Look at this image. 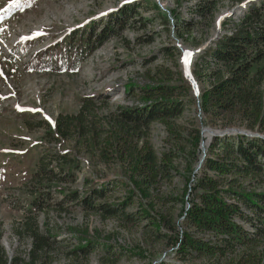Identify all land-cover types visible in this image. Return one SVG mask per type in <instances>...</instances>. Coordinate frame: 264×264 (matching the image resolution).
Returning a JSON list of instances; mask_svg holds the SVG:
<instances>
[{
  "label": "trees",
  "instance_id": "obj_1",
  "mask_svg": "<svg viewBox=\"0 0 264 264\" xmlns=\"http://www.w3.org/2000/svg\"><path fill=\"white\" fill-rule=\"evenodd\" d=\"M221 1L201 0L195 5V14L207 30L215 22ZM233 2L243 4L244 0ZM138 9L137 4H127L110 22L91 23L81 28V34L74 31L68 39L36 57L32 68L46 65L60 71L67 66L79 69L107 40L122 34L136 20ZM176 22L181 38L186 34L191 36L195 18L190 21L176 18ZM231 22L225 21L224 29ZM234 29L231 36L223 35L203 55L202 77L208 79L209 87L200 96L206 120L201 125H219L226 130L242 127L247 133L264 137V1L247 5ZM206 34L199 40L194 37L195 44L201 45L207 40ZM176 51L170 46L162 52L174 57ZM147 76L143 86L131 81L125 87L127 95L139 96L143 107L118 106L115 112L104 115L102 106L108 99L93 96L82 100L77 114H59L55 128L50 127V140L59 145L69 142L72 147L60 151L46 147L40 155L32 178L33 199L26 223L19 231L21 236L27 233L32 241L28 259L20 253L9 259L1 244L0 228V264L53 263L51 254L56 237L48 227L43 232L34 217L35 213H50L53 191L62 197L56 206L72 204L87 215H98L104 220L119 218L133 226L145 223L155 236L169 238L185 262L193 256L214 261L240 251L237 258L230 259V264H264L261 250L264 245V138L242 134L214 137L202 177H193L194 171L187 165L189 177L180 201L164 195L163 186L171 184L179 173L176 163L181 154L188 148L191 160H196L204 138L199 126L186 127L178 122L187 111L186 79L180 75L175 80L167 68ZM156 123L165 127L168 142L177 149L174 146L163 151L155 148L152 130ZM83 154L108 167H117L121 177L100 185H91L85 180L87 187L82 192L72 188L77 172L82 170L79 156ZM120 187H132V190L122 201L108 203L110 193ZM138 195L141 199H135ZM176 202L189 203L182 217L185 226L195 234L185 231L181 238L174 237L179 233L178 222L166 213L165 207ZM133 206L136 209L130 211ZM237 219L249 228L239 225ZM163 229L172 235L164 234ZM78 234L80 245L75 254L88 258L100 244ZM102 249L109 255L117 254L110 246Z\"/></svg>",
  "mask_w": 264,
  "mask_h": 264
},
{
  "label": "rangeland",
  "instance_id": "obj_2",
  "mask_svg": "<svg viewBox=\"0 0 264 264\" xmlns=\"http://www.w3.org/2000/svg\"><path fill=\"white\" fill-rule=\"evenodd\" d=\"M12 1L14 0H0V10ZM200 1L16 0L10 10L2 16L0 228L1 244L9 256L20 253L27 257L32 245L29 235L24 232L21 236L19 231L28 217L29 203L33 199L32 178L38 168L41 153L46 147L59 151L70 150L72 147L69 142L60 145L51 142L49 137L50 127H53L51 121L55 123L59 114H77L85 97L108 99L102 106L105 115L115 112L118 106L126 102L140 101L137 94L127 95L125 87L131 81L143 86L147 83V75L150 72L167 68L173 72L175 80H178L180 75L186 79L189 89L184 94L187 111L178 122L186 127L199 126L204 140L201 142L196 160H191L188 148L184 153L181 151V157L176 163L179 173L174 176L171 184L163 186L164 195H172L179 201L186 186V178L189 177L187 165H191L193 177L203 175L208 149L214 138L212 133L223 134L233 131L226 135L231 136L246 132L242 127H231L226 130L219 125H201L202 121L206 120L200 107V96L201 92L209 87L208 79L202 77L204 75L202 61L205 50L224 32L234 29L247 5L264 0H244L243 4H236L233 0H222L215 22L209 30L206 29V25L201 24L200 18L195 14V5ZM131 3L139 7L136 20L131 21L122 34L107 40L92 57L83 61L79 69H70L67 66L60 71L55 66L46 65L42 68H32V61L36 57L71 36L74 31L81 34L83 30L81 28L91 23L110 22L122 7ZM176 18L185 21L195 18L196 25L191 36L187 37L186 34L185 38L180 37L176 30ZM229 20L232 22L224 29L222 24ZM205 34L208 39L201 45H196L195 41ZM20 38H27L30 43L22 46ZM170 46L177 49L174 57L162 52L164 48ZM187 75L191 77L193 83ZM98 103L101 105L103 102L100 100ZM160 129L161 124L156 123L152 130V143L158 151H163L172 144L167 140V133ZM79 159L82 162V170L77 172V181L71 186L81 192L87 187L85 180H89L91 185H100L121 177L120 169L117 167H108L104 163L92 160L86 154L80 155ZM130 190L132 187L128 189L120 187L110 193L108 203L116 204L122 201ZM53 198L50 213L34 215L41 230L46 232L48 227L56 237L51 254L52 264H112L114 261V264H230V259L233 260L241 254L239 251L235 255L214 261L206 257L193 256L185 262L181 255L176 253L178 248L171 244L169 238L155 236L145 223L133 226L119 218L104 220L98 215H87L72 204L56 206L55 203L62 199L58 192L53 191ZM135 199H141V196L138 195ZM185 206L188 208L189 203L176 202L165 207L166 213L178 222L179 233L174 237L181 238L185 231L195 234L184 224L182 211ZM135 209L136 206H133L130 211ZM78 233L100 244L88 258L82 254H75L80 245ZM163 233L172 235L170 231L164 229ZM107 246L116 250L113 251L117 253L116 256L109 255L102 249ZM261 250L264 252V245Z\"/></svg>",
  "mask_w": 264,
  "mask_h": 264
},
{
  "label": "built area",
  "instance_id": "obj_3",
  "mask_svg": "<svg viewBox=\"0 0 264 264\" xmlns=\"http://www.w3.org/2000/svg\"><path fill=\"white\" fill-rule=\"evenodd\" d=\"M235 31H236V30L233 29V30H230L229 32H224L223 35L231 36ZM223 35H222V36H223ZM222 36H221V37H222ZM221 37H220V38H221ZM220 38H219V39H220ZM217 40H218V39H217ZM217 40H215L214 43H215ZM121 106H127V107H135V106H138V107H143L144 104L140 103L139 101H134V102H126V103L122 104ZM160 130H162L163 132L167 133V132H166V129H165L162 125H161V129H160ZM245 135L248 136V137H260V138H262V139L264 138L263 136H260V135H257V134L246 133ZM236 222H237L239 225H242V226H245L246 228H248V226H246L245 222H243L242 220L237 219ZM31 243H32V241H31ZM31 248H32V245H31V247H30V249H29V252H30ZM7 254H8V253H7ZM8 257H9L10 260L13 258V256H9V255H8ZM24 258H25V259H26V258L28 259V255H27V257H24ZM27 259H26V260H27Z\"/></svg>",
  "mask_w": 264,
  "mask_h": 264
},
{
  "label": "water",
  "instance_id": "obj_4",
  "mask_svg": "<svg viewBox=\"0 0 264 264\" xmlns=\"http://www.w3.org/2000/svg\"><path fill=\"white\" fill-rule=\"evenodd\" d=\"M208 46V45H207ZM188 76V79L189 80H191L192 81V79H191V77L189 76V75H187ZM192 83H193V81H192ZM230 132H233V131H227L226 133H223V134H220V133H217V132H213L212 133V137H224V136H226L227 134H229ZM247 132H241V134L242 135H245Z\"/></svg>",
  "mask_w": 264,
  "mask_h": 264
}]
</instances>
